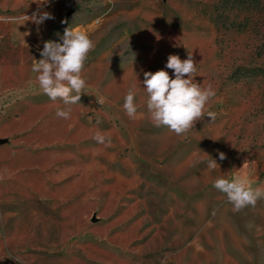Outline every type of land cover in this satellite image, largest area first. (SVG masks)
<instances>
[{
  "label": "rangeland",
  "instance_id": "obj_1",
  "mask_svg": "<svg viewBox=\"0 0 264 264\" xmlns=\"http://www.w3.org/2000/svg\"><path fill=\"white\" fill-rule=\"evenodd\" d=\"M36 2L0 0V264H264V199L236 212L213 187L264 186V0ZM68 27L95 47L65 105L32 65ZM189 53L216 116L177 135L151 121L144 72L174 78L168 56Z\"/></svg>",
  "mask_w": 264,
  "mask_h": 264
},
{
  "label": "clouds",
  "instance_id": "obj_2",
  "mask_svg": "<svg viewBox=\"0 0 264 264\" xmlns=\"http://www.w3.org/2000/svg\"><path fill=\"white\" fill-rule=\"evenodd\" d=\"M36 3L43 5L47 0H38ZM53 18L50 13L39 10L31 16V20L37 25ZM60 41L44 42L40 52L42 58L38 62L35 60L32 71L37 73L39 89L51 101L59 99L65 105L77 104L87 87L82 72L88 54L95 45L86 33L71 27L64 30ZM196 64L190 53L183 60L178 55L170 54L165 67L173 71L174 78L164 69L144 72L143 88L148 96L147 109L154 126L166 127L177 135H183L205 116L210 117L212 121L215 119L214 112L205 111L206 105L215 96V91L211 85L203 88L195 82ZM135 96L136 85L133 83L123 103V109L131 119L136 117L138 111ZM56 115L68 119L70 109H58ZM93 139L99 144L111 143L110 137L100 133ZM219 159H225V154L219 153ZM207 166L213 170L219 167L212 158L207 161ZM213 187L226 195L228 202L233 205V211L236 212L247 206H255L258 199H264V186L253 187L239 176L232 179L218 177L213 181Z\"/></svg>",
  "mask_w": 264,
  "mask_h": 264
},
{
  "label": "crops",
  "instance_id": "obj_3",
  "mask_svg": "<svg viewBox=\"0 0 264 264\" xmlns=\"http://www.w3.org/2000/svg\"><path fill=\"white\" fill-rule=\"evenodd\" d=\"M18 36H19V37H24V36H26V39H25V40H27V39H29V38L31 37L28 33H21V32L18 33ZM24 38H25V37H24Z\"/></svg>",
  "mask_w": 264,
  "mask_h": 264
},
{
  "label": "water",
  "instance_id": "obj_4",
  "mask_svg": "<svg viewBox=\"0 0 264 264\" xmlns=\"http://www.w3.org/2000/svg\"><path fill=\"white\" fill-rule=\"evenodd\" d=\"M2 142V140L0 139V143Z\"/></svg>",
  "mask_w": 264,
  "mask_h": 264
}]
</instances>
